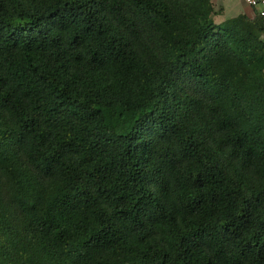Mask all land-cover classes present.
<instances>
[{
    "label": "trees",
    "instance_id": "obj_1",
    "mask_svg": "<svg viewBox=\"0 0 264 264\" xmlns=\"http://www.w3.org/2000/svg\"><path fill=\"white\" fill-rule=\"evenodd\" d=\"M212 0H0V264H264V28Z\"/></svg>",
    "mask_w": 264,
    "mask_h": 264
},
{
    "label": "crops",
    "instance_id": "obj_2",
    "mask_svg": "<svg viewBox=\"0 0 264 264\" xmlns=\"http://www.w3.org/2000/svg\"><path fill=\"white\" fill-rule=\"evenodd\" d=\"M215 9H222L218 14V21L226 20L240 13L252 18L255 16L256 10L246 5L243 0H212Z\"/></svg>",
    "mask_w": 264,
    "mask_h": 264
},
{
    "label": "built area",
    "instance_id": "obj_3",
    "mask_svg": "<svg viewBox=\"0 0 264 264\" xmlns=\"http://www.w3.org/2000/svg\"><path fill=\"white\" fill-rule=\"evenodd\" d=\"M243 2L256 10L260 16L264 28V0H243Z\"/></svg>",
    "mask_w": 264,
    "mask_h": 264
},
{
    "label": "rangeland",
    "instance_id": "obj_4",
    "mask_svg": "<svg viewBox=\"0 0 264 264\" xmlns=\"http://www.w3.org/2000/svg\"><path fill=\"white\" fill-rule=\"evenodd\" d=\"M263 39H264V37H263Z\"/></svg>",
    "mask_w": 264,
    "mask_h": 264
}]
</instances>
